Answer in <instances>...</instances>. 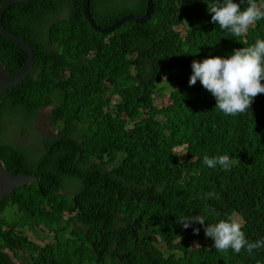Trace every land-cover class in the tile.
<instances>
[{
  "label": "trees",
  "instance_id": "16d2710c",
  "mask_svg": "<svg viewBox=\"0 0 264 264\" xmlns=\"http://www.w3.org/2000/svg\"><path fill=\"white\" fill-rule=\"evenodd\" d=\"M208 3L153 0L149 21L109 34L91 27L84 0H37L5 13L3 26L34 47L35 66L0 96V157L10 174L37 182L0 202V264H264V247L218 251L205 235L234 215L249 241L264 239V93L228 116L199 80L189 86L193 61L254 45L264 20L234 37L211 22ZM147 5L92 0L91 13L107 28ZM0 61L16 75L29 56L0 35ZM47 108L56 132L41 154L6 142L11 115L25 127ZM205 155L231 164L209 168ZM9 209L22 214L21 227L7 222ZM195 215L205 224H179ZM34 225L48 231L44 245L24 234Z\"/></svg>",
  "mask_w": 264,
  "mask_h": 264
},
{
  "label": "clouds",
  "instance_id": "9594fccd",
  "mask_svg": "<svg viewBox=\"0 0 264 264\" xmlns=\"http://www.w3.org/2000/svg\"><path fill=\"white\" fill-rule=\"evenodd\" d=\"M208 11L212 14L211 22L234 37L243 36L250 26L264 20V3H258L257 0H247L244 10L234 0H211ZM191 67L193 74L189 86L195 85L199 80L215 97L216 109L228 116L243 114L251 108L254 98L264 93V39H258L252 46L237 48L226 58L215 56L202 62L193 61ZM203 163L209 168L220 165L227 169L231 160L228 155H205ZM208 197L219 199L215 193H209ZM205 221L204 215H195L184 217L179 224L187 229L194 223L204 225ZM242 228V221L229 215L218 223L208 224L205 235L214 241L213 247L218 251L232 249L239 254L241 250H247L251 254L254 249L264 247V239L249 241ZM199 231V228H195L194 234L198 235Z\"/></svg>",
  "mask_w": 264,
  "mask_h": 264
},
{
  "label": "water",
  "instance_id": "95a60500",
  "mask_svg": "<svg viewBox=\"0 0 264 264\" xmlns=\"http://www.w3.org/2000/svg\"><path fill=\"white\" fill-rule=\"evenodd\" d=\"M37 0H8L0 7V35L6 38L11 43L19 46L23 52H26L29 56V61L27 66L18 74L13 75L9 73L6 66L0 61V96L8 94L13 88L17 87L23 83L27 78L31 76L35 66V53L34 47H32L28 42L8 31L5 26H3V17L5 13L12 9L13 6L29 3ZM91 3L92 0H84L83 10L87 21L90 23L91 27L103 34H109L119 28L125 22H135L138 24L145 23L149 21L153 14H155V4L153 0H148L147 11L144 15L127 16L123 19L115 22L107 28H100L97 26L93 19L91 13ZM37 179L34 177L26 176L24 173L21 176H14L10 174L0 157V202L4 203L5 198L15 194L17 191L36 183Z\"/></svg>",
  "mask_w": 264,
  "mask_h": 264
},
{
  "label": "rangeland",
  "instance_id": "374dc122",
  "mask_svg": "<svg viewBox=\"0 0 264 264\" xmlns=\"http://www.w3.org/2000/svg\"><path fill=\"white\" fill-rule=\"evenodd\" d=\"M165 93L168 94V91H165ZM50 109L51 108H47L40 112L36 120L32 124H27L25 127L22 126L20 119L11 115L7 120L6 142L23 145L32 155L37 156L41 154L43 151V138L53 135L56 132V128L52 127L49 122ZM23 129H26V135H23ZM21 216V213L16 214L13 210L9 209L5 218L10 225H19L18 227H21L25 222L22 220ZM24 234L28 236L32 242L44 245V236L48 234V231L44 230L43 226L36 227L34 225L33 227H27ZM197 245L196 243L194 244V246Z\"/></svg>",
  "mask_w": 264,
  "mask_h": 264
}]
</instances>
